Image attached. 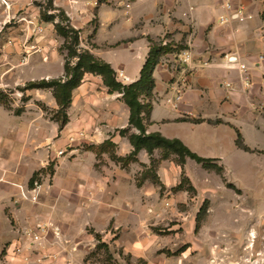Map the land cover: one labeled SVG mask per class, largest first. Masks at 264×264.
<instances>
[{"label":"rangeland","instance_id":"374dc122","mask_svg":"<svg viewBox=\"0 0 264 264\" xmlns=\"http://www.w3.org/2000/svg\"><path fill=\"white\" fill-rule=\"evenodd\" d=\"M130 3L0 0V130L21 131L26 143L22 162L13 149L9 176L0 172L2 185L11 191L9 203L0 201V264H264V138L261 156L247 155L244 163L229 157V169L221 173L193 160L185 168L171 157L181 168L178 184L167 191L159 178L149 180L153 195L133 205L124 202L113 219L57 216L58 194L66 189L61 187L66 168L57 174L58 163L73 143L94 141L82 132L57 147L62 137H56L53 91L27 85L64 77L58 70L68 51L54 24L72 26L79 33L78 52H90L100 44V15L123 10L129 16ZM51 15L55 21H46ZM113 24L110 20L106 27ZM153 42L173 50L159 62L186 49L160 41L150 46ZM161 161L153 159L146 170L157 176ZM144 171L137 175V188Z\"/></svg>","mask_w":264,"mask_h":264},{"label":"crops","instance_id":"0c3cea01","mask_svg":"<svg viewBox=\"0 0 264 264\" xmlns=\"http://www.w3.org/2000/svg\"><path fill=\"white\" fill-rule=\"evenodd\" d=\"M226 1L130 0L129 16L123 10L112 12L109 17L100 15L102 22L97 35L100 44L90 50L96 58L111 65L123 85L139 81L151 41L181 44L191 50L190 67H197L198 71L187 73L184 98L178 109L165 101L175 96L172 84L180 76L179 71H173L176 55L164 57L154 69L152 95L141 98L142 102L152 104L149 114L143 115L146 134L159 133L166 139L179 140L194 154L213 160L225 171L229 169V157L244 163L247 155L261 156L264 138V0H230L235 8L244 7L250 17L244 22L236 20V15L223 7ZM227 15L230 20L222 24L220 18ZM110 20L114 24L109 28L106 25ZM205 62L207 66L203 65ZM238 63L250 69L249 89L241 81ZM63 67L64 64L58 70L61 75ZM67 114L68 124L62 130L59 126L56 129V137H62L55 142L57 147L67 145L70 136L82 132L86 134L84 138L94 142L73 143L58 163L57 174L61 175L66 168L65 179L61 180V187L66 189L58 194L61 201L58 217L113 219L124 202L133 205L153 195L149 180L141 188L135 183L140 171L148 169L153 159L161 158L160 151L149 155L143 150L137 162L124 167L111 160L110 147L100 155L89 149L110 141L118 158H126L133 152L129 136L138 131L129 125L130 110L122 94H110L101 77L86 74L73 92ZM21 133L0 130V149L5 154L0 155V172L7 170L8 176L11 150H17L13 154L18 156V163L25 156L26 143ZM16 138H21L18 147L13 146ZM239 138L248 151L238 146ZM192 162L188 159L185 168ZM178 168L181 170L171 160L159 164L157 176L167 191L178 184L175 179ZM2 184L0 180L3 191L0 201L9 203L7 192L11 191ZM64 192L67 199L62 197Z\"/></svg>","mask_w":264,"mask_h":264},{"label":"trees","instance_id":"16d2710c","mask_svg":"<svg viewBox=\"0 0 264 264\" xmlns=\"http://www.w3.org/2000/svg\"><path fill=\"white\" fill-rule=\"evenodd\" d=\"M45 18L48 22H54L56 17L51 15ZM63 19L68 21L64 17ZM54 27L57 34L65 40V46L68 51L64 64V77L31 82L26 89H52L53 97L58 106L54 121L59 124L60 130L69 122L67 110L72 103L73 92L82 84L86 74L98 76L102 78L110 94H122V100L130 110L129 125L138 131V133H133L129 136L130 144L134 149L133 152L126 158H118L114 153H111L114 161L120 162L126 167L130 163L137 162V156L143 150L149 155H152L155 151H160L162 160H169L175 156L176 163L180 166H184L187 159H191L205 168H214L220 173L224 172L222 168L213 164V160L197 156L179 140L166 139L159 133L146 134L143 115L149 114L152 104L150 102H141L140 99L142 96L150 97L152 95L154 69L159 64L161 57L173 52L171 48L161 47L153 42L146 63L142 68L139 81L130 85H123L117 80V74L110 64L96 58L89 51L78 52L76 48L79 45L78 31L70 25L63 26L60 23L54 24ZM73 60H76V62H73ZM121 133L125 134L126 132ZM238 146L248 151L241 138L238 139ZM107 147L112 148L113 144L110 141H106L99 147H90L89 149L100 155L107 151ZM147 180L157 182L158 176L150 170H146L138 180V186H142Z\"/></svg>","mask_w":264,"mask_h":264},{"label":"built area","instance_id":"2783aa9c","mask_svg":"<svg viewBox=\"0 0 264 264\" xmlns=\"http://www.w3.org/2000/svg\"><path fill=\"white\" fill-rule=\"evenodd\" d=\"M127 8L130 7V5H126ZM223 7L229 12L236 15V20L239 22H244L250 17L246 14L245 9L243 6H239L238 8H235L234 5L230 0H227ZM231 16H223L220 18V22L226 23L228 20H230ZM165 44V43H164ZM263 59V57L261 58ZM176 62L173 65V71L177 72L179 71L180 76H178V79L172 84V91L175 93V96L173 98H167L165 101L167 104H170L173 108L178 109L179 105L182 103L184 98V86L187 83V73L190 72H196L198 71V68H192L190 65L193 62V54L189 49H184L181 52H179L176 55ZM204 66H207L208 63L205 62L203 64ZM179 69V70H178ZM238 70L241 73V81L243 82V85L246 89L251 88L252 86V79L249 74L250 69L244 65L238 63ZM228 87H231V84L227 85ZM35 186L37 187V183H35ZM36 191V190H34Z\"/></svg>","mask_w":264,"mask_h":264}]
</instances>
